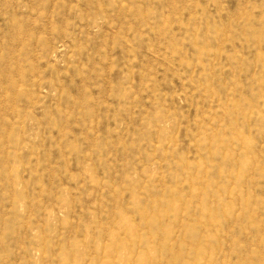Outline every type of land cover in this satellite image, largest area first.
Returning <instances> with one entry per match:
<instances>
[{
	"label": "rangeland",
	"instance_id": "obj_1",
	"mask_svg": "<svg viewBox=\"0 0 264 264\" xmlns=\"http://www.w3.org/2000/svg\"><path fill=\"white\" fill-rule=\"evenodd\" d=\"M0 264H264V0H0Z\"/></svg>",
	"mask_w": 264,
	"mask_h": 264
}]
</instances>
